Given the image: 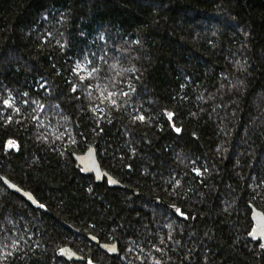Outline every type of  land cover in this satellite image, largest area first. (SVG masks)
<instances>
[{"label":"trees","instance_id":"obj_1","mask_svg":"<svg viewBox=\"0 0 264 264\" xmlns=\"http://www.w3.org/2000/svg\"><path fill=\"white\" fill-rule=\"evenodd\" d=\"M0 177V264H264V0H0Z\"/></svg>","mask_w":264,"mask_h":264},{"label":"snow or ice","instance_id":"obj_2","mask_svg":"<svg viewBox=\"0 0 264 264\" xmlns=\"http://www.w3.org/2000/svg\"><path fill=\"white\" fill-rule=\"evenodd\" d=\"M61 47H63V45H61ZM101 59H103V57H101ZM77 69H79V65L76 66ZM80 71H83V69H80ZM79 78H80V82L83 84L85 79L87 80H91V76L89 77H80V72L79 71H76L75 73ZM97 89H100L101 86L99 84H97ZM128 88L131 89V91H124L123 89H120L119 91H116V90H113L109 87H104L102 90H100L98 92V95L96 97V100H92V104H93V108L90 109V111L93 112V114H95L96 112V109L99 108V110L101 112L104 111V108L100 107V104H104V103H107L108 105V108L110 110H116V111H119L121 106L123 105L125 108L127 107V104L129 103L130 101V97L132 95V92L135 91V89L132 88L131 85H128ZM72 91L73 92H76L77 91V88L75 86H73L72 88ZM24 97H27L28 96V93H23L22 94ZM89 99L91 100V92L87 93ZM121 98V99H118ZM99 101L100 104H97L96 101ZM22 103H24L25 105H27L29 102L28 100H22ZM33 104H36L37 108L40 110V111H43L44 110V105L42 104H38L36 101H32ZM2 105L4 108L6 109H13L14 112L17 114V115H21L23 116L24 114L21 112V109L20 107L16 106L15 105V98L14 97H9L7 99H2ZM33 111H35V109H33ZM139 110H137L138 112ZM171 115L172 114H169V118H171ZM25 119H27L28 117H24ZM36 120H39V117H36L35 118ZM9 121L11 122V117H9ZM136 121H139V122H146V117L144 115H136L133 117V122L135 123ZM177 132L180 131V129H176ZM10 145L13 144L14 142L10 141L9 142ZM193 164H195L196 162L195 161H192ZM193 171L196 173L197 176H202V172L200 170V168H193ZM204 171H207V169L205 168ZM3 178L0 177V180H2ZM4 183H7V181H4ZM168 183L170 185H173V188L174 190L176 188H179L181 185H180V181L179 180H176L175 177H173L172 179H170L168 181ZM175 195H177L178 197L183 195V193L181 192H175L174 193ZM30 198V197H29ZM40 208H44L45 206L43 204H40L39 205ZM176 212L179 213L180 212V209L177 208L176 209ZM185 219H187V216L184 217ZM92 240H95L96 237L93 236L91 237ZM169 239L171 240V235H169ZM161 243L163 244L164 241L161 240ZM0 246L6 248L8 246L7 244V241L5 239H0ZM13 247H17L18 248V245L16 244H13ZM260 247L262 249H264V244L260 245ZM175 251V249H173ZM133 251V249L131 248H128L127 249V252L131 253ZM156 251L157 252H162V249L160 248H156ZM5 259H7V257H5ZM88 264H93V262L91 260L88 261ZM141 264H143V261H141ZM156 264H162V262L160 260H157L156 261Z\"/></svg>","mask_w":264,"mask_h":264},{"label":"water","instance_id":"obj_3","mask_svg":"<svg viewBox=\"0 0 264 264\" xmlns=\"http://www.w3.org/2000/svg\"><path fill=\"white\" fill-rule=\"evenodd\" d=\"M74 159L77 163V166L81 168L84 173L94 176L96 182H102L103 180L106 179L113 187H117V188L124 187L107 171L102 169V166L98 159L95 147H90L83 154H75ZM2 178H3L2 179L3 183L4 181H7V183H4V184L11 191L22 196L26 201L31 203L33 206H36L38 204L37 200L35 199V197L33 196L31 192L21 189L20 187L15 185L13 182L8 180L7 178H4V177ZM252 218L254 222L252 238L255 240L261 239L264 244V214L259 209L253 207ZM100 248L110 255H115L118 250L117 245L115 243L101 244ZM62 255L68 260H72V259L83 260V257L79 256L76 252H74L69 247H65L62 250Z\"/></svg>","mask_w":264,"mask_h":264},{"label":"rangeland","instance_id":"obj_4","mask_svg":"<svg viewBox=\"0 0 264 264\" xmlns=\"http://www.w3.org/2000/svg\"><path fill=\"white\" fill-rule=\"evenodd\" d=\"M14 144H11V146H13Z\"/></svg>","mask_w":264,"mask_h":264},{"label":"bare ground","instance_id":"obj_5","mask_svg":"<svg viewBox=\"0 0 264 264\" xmlns=\"http://www.w3.org/2000/svg\"><path fill=\"white\" fill-rule=\"evenodd\" d=\"M77 164V163H76ZM103 169V168H102Z\"/></svg>","mask_w":264,"mask_h":264}]
</instances>
